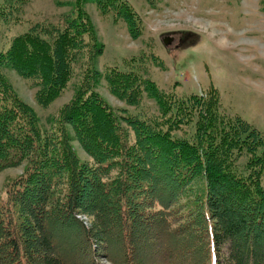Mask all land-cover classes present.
<instances>
[{"label":"trees","instance_id":"16d2710c","mask_svg":"<svg viewBox=\"0 0 264 264\" xmlns=\"http://www.w3.org/2000/svg\"><path fill=\"white\" fill-rule=\"evenodd\" d=\"M90 3L126 21L134 38L144 32L128 0H74L71 11L32 25L0 50V172L27 163L0 203V264H97L95 250L116 257L112 239L128 243L121 247L124 264H145L137 252L147 247L166 257L162 264H264L261 131L225 114L217 91L161 95L135 59L131 67L107 70L109 89L135 103L149 92L160 113L140 118L115 109L97 90L104 43ZM15 10L0 4V24ZM78 63L81 81L51 128L4 72L11 67L32 80L38 103L48 106L66 90ZM186 126L189 135L176 134ZM74 139L90 161L78 156ZM197 179L205 182L203 195L190 207L181 205ZM145 227L158 241H145Z\"/></svg>","mask_w":264,"mask_h":264},{"label":"rangeland","instance_id":"374dc122","mask_svg":"<svg viewBox=\"0 0 264 264\" xmlns=\"http://www.w3.org/2000/svg\"><path fill=\"white\" fill-rule=\"evenodd\" d=\"M18 1L0 0V4L7 2L16 9L12 18L0 24V50L6 49L13 37L29 30L32 25L47 23L74 7V0ZM128 1L143 19L144 32L137 38L131 35L126 21L116 22L112 16L102 15L95 4H87L98 37L104 43V50L96 60L100 73L97 90L110 105L140 118L159 115L158 100L149 92H144L139 102L135 103L113 94L109 89L105 78L107 70L115 66L122 69L131 67L130 62L135 59L140 64L141 74L156 83L154 85L161 95L172 92L182 97L217 91L225 114L241 116L260 130L264 137V0ZM82 70L81 63L75 65L66 90L48 106L38 103L37 87L32 80L11 67L5 68L4 72L17 93L35 109L43 127L51 128L60 109L72 99L81 81ZM185 130H189L188 126L182 127L176 134L189 135ZM73 144L82 160H91L79 140L74 139ZM246 161L244 156L241 157L242 164ZM26 166L24 162L0 172L2 205L6 204L10 187L24 173ZM204 190V180L197 179L182 196L181 205L187 203V207L192 206L197 195H203ZM79 217L85 219L87 225L91 224L86 221V215ZM143 224L149 226L148 223ZM213 226L215 222L210 225L211 228ZM152 229L145 227L146 242L158 241L154 239ZM203 237L209 238L206 233ZM160 240L164 242L162 238ZM112 242L116 246V257L103 256V248L98 250V255L95 250L97 264H124L121 247L128 245L127 241L112 239ZM237 249L246 251L242 245H238ZM138 254L140 258H147L145 264H162L166 259L148 247Z\"/></svg>","mask_w":264,"mask_h":264},{"label":"clouds","instance_id":"9594fccd","mask_svg":"<svg viewBox=\"0 0 264 264\" xmlns=\"http://www.w3.org/2000/svg\"><path fill=\"white\" fill-rule=\"evenodd\" d=\"M86 226H90V225H86Z\"/></svg>","mask_w":264,"mask_h":264}]
</instances>
